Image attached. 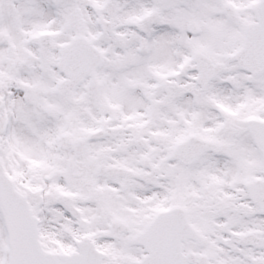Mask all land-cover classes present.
<instances>
[{
	"label": "snow or ice",
	"instance_id": "snow-or-ice-1",
	"mask_svg": "<svg viewBox=\"0 0 264 264\" xmlns=\"http://www.w3.org/2000/svg\"><path fill=\"white\" fill-rule=\"evenodd\" d=\"M0 264H264V0H0Z\"/></svg>",
	"mask_w": 264,
	"mask_h": 264
}]
</instances>
